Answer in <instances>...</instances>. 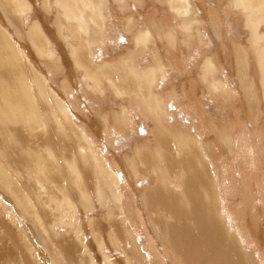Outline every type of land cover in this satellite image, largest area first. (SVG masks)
Wrapping results in <instances>:
<instances>
[{"label":"rangeland","instance_id":"obj_1","mask_svg":"<svg viewBox=\"0 0 264 264\" xmlns=\"http://www.w3.org/2000/svg\"><path fill=\"white\" fill-rule=\"evenodd\" d=\"M73 9L71 0H0L2 65L17 70L12 83L0 78V126L14 139L0 137V239L11 250L0 264H185L169 237L176 216L153 199L168 188L192 201L185 170L166 162L186 154L212 178L206 199L243 259L264 264V55L256 61L249 51L239 63L235 53V45L264 42V0L244 8L231 0H108L105 31L93 42ZM251 10L256 37L244 20ZM145 32L142 52L135 38ZM207 58L215 69L203 78ZM155 59L163 69L152 92L161 99L149 108L165 106L151 114L127 67L143 76Z\"/></svg>","mask_w":264,"mask_h":264},{"label":"bare ground","instance_id":"obj_2","mask_svg":"<svg viewBox=\"0 0 264 264\" xmlns=\"http://www.w3.org/2000/svg\"><path fill=\"white\" fill-rule=\"evenodd\" d=\"M247 1L248 0H231V4L235 7L244 8ZM71 2L74 5V9L70 12V14L75 18L78 30L82 33L83 37L93 42V39L96 37L97 34H103L101 30L105 31L104 21L106 19L104 18V13H105L104 11L106 9L108 0H84V3L82 5H80L77 0H71ZM122 4L124 5V2ZM252 12L253 10H251V13H245L244 20H246L245 22L246 26L251 30L252 36L256 37L258 36V30L256 28L255 22L251 20ZM132 22L133 21L128 20L127 24L131 26ZM93 31H95L96 33H94ZM162 36L165 37L164 35ZM173 37H174L173 34H169L170 42H172ZM150 40H151V37H149L148 32L138 33L135 38V44H136L137 49L143 52L147 48V44ZM47 41H48V44H50L48 38H47ZM235 50H236L235 53L237 54V58H239L238 59L239 63H242L241 61L243 62L245 61L243 57L248 62L247 54L249 53V51L250 53L254 54L255 58H257L256 61H258V57L264 55V42L256 46H252L250 50L249 49L240 50L235 45ZM51 58L52 59L54 58V53L51 55ZM73 59H74L76 66L81 65L78 62V57H77L76 52H74L73 54ZM155 63H156V66H151L149 68H146L147 69L146 74L143 76H138L135 72L131 70V68L127 67L129 71L134 76H136L135 80L141 81V83L143 84L144 93L136 92V96L139 100L148 98L146 105L143 104V106H144V110L146 109V111H148L151 114H156L157 111L164 104L163 102L162 106H158L157 108H151V109L149 108V105L151 103L152 104H154V102L158 103L160 102V99H161V95L153 94L152 88L155 85V81H156L159 71H162L163 69V63L160 62V60L157 61L156 59H155ZM259 68L261 69L260 72L262 73V86L264 87V62L263 60L261 61V63H259ZM203 69L205 72L202 74L203 78L205 77V74L206 75L212 74L213 70L215 69L214 60L212 58H207ZM12 72H17V70L11 66L9 67L3 66L2 58L0 56L1 81L12 83V79H13ZM109 79L111 80V82L115 84V86L120 85L117 83L116 79L113 76H110ZM1 81H0V88L3 89ZM91 82L94 84L97 90L101 89L100 86L102 84V81L98 76L93 77L91 79ZM215 85L219 86L220 83H216ZM117 90L118 91L121 90L123 93H126L124 87L122 89L117 88ZM38 91L41 95L43 94L44 91L47 92L46 87L45 88L42 87L38 89ZM11 94L13 95L11 98L14 97L15 99L18 100L19 96H17L18 92L15 90V88H14V91L11 92ZM57 97L59 96L57 95ZM62 106L65 107L66 105L64 104ZM62 110H63V107H62ZM65 117L67 120L69 119L68 116H65ZM4 127H5L4 125L0 126V137L3 138L2 142L3 143H7V142L14 143V141L11 140V138L13 139V137L10 136L9 132H7V129H5ZM243 139H244V143H247V144L249 143V141H247L245 137H243ZM5 140L7 142H5ZM10 152H13V151L11 150ZM97 161L99 162V160ZM166 162L168 164H177L179 166V170H185L182 173V176H183L186 189L190 196L188 194L187 195L189 196V198L191 197L192 199L191 202H187L183 198L179 199L178 197L174 196V194L168 188L166 189L158 188L154 193L153 202L157 206L164 207V208L171 210L172 212H174L176 216L175 218L176 225L172 228L175 235H172V236L169 235V237L171 239L176 237V241H177L176 243L179 246V249L176 248L178 255L183 259V261H184V257L182 256H185L186 257L185 261H187L188 264H247L246 260L243 259L235 241L231 237L228 236L227 228L225 224L222 223L220 220L221 217L218 214L217 206L214 203L206 199V192L212 187V178L208 177L205 167L201 166L197 162L196 159L189 157L188 154L184 155L183 159L180 161H176L174 158H171V157H166ZM102 164H99V165H102ZM72 166H74V164ZM97 166H98V163H97ZM105 166L106 165H104V167ZM106 168H108V166ZM77 170L76 168H73L72 172L75 175L74 178L76 179L78 186L82 187L81 175L79 174ZM102 170H104L103 167L101 171ZM44 173L45 172H43V175ZM34 174L36 173L32 172L31 176H33ZM209 175H210V171H209ZM39 177H40V174H39ZM33 179L37 180V178H33ZM41 181H42V178H41ZM2 186H3V182L0 181V187L3 188ZM40 186L44 187L43 184H41ZM214 187H215V183H214ZM83 193L84 191L81 193V195ZM87 196L89 197L88 199H90V196L89 195ZM67 197H65V200L64 199L62 200L66 202ZM82 197L83 199L85 198L84 196H81V198ZM86 199L87 198L83 200V203H84L83 205H86L85 201H88V199L87 200ZM68 201L70 202V200H67L66 203H68ZM67 205L68 204H66V206ZM2 218L3 217H1L0 215V223L2 222ZM8 233H12L13 235H8L6 232H5L6 235L5 234L4 235L8 236L9 239L11 238V240H13L15 244L14 250L16 252H19L20 255L24 256V254L26 253V250L25 248L23 249V251L21 250L22 247L20 246L18 235L11 231H9ZM3 238L0 239V256L2 257L8 256L11 251L10 247L3 242ZM69 255L71 256V254ZM5 258L7 260V257ZM0 260L2 259L0 258ZM185 261L184 263L187 264Z\"/></svg>","mask_w":264,"mask_h":264}]
</instances>
